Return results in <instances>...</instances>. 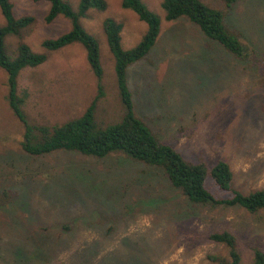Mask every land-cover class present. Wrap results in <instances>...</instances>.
<instances>
[{
    "label": "rangeland",
    "instance_id": "1",
    "mask_svg": "<svg viewBox=\"0 0 264 264\" xmlns=\"http://www.w3.org/2000/svg\"><path fill=\"white\" fill-rule=\"evenodd\" d=\"M64 1L78 10L79 0ZM105 1V12L90 10L81 19L100 45V126L124 115L103 23L111 18L123 25L124 50L147 31L121 0ZM200 1L224 11L227 27L251 57L236 59L186 18L167 22L163 0H144L162 24L151 53L128 69L136 112L186 160L210 167L228 162L235 190H264V0H238L230 9L219 1ZM11 2L15 18L33 17L34 23L21 36L6 37L7 55L16 58L23 42L48 57L18 78L29 122L53 127L81 117L98 96L85 50L79 44L56 52L42 46L70 32L71 22L59 16L48 24L49 2ZM5 24L0 10V27ZM7 83L0 68V264H219L212 257L227 259L229 252L208 237L225 231L237 239L241 264H253L255 249L264 252V211L191 203L163 171L122 154L29 156L22 149L24 125L7 100Z\"/></svg>",
    "mask_w": 264,
    "mask_h": 264
},
{
    "label": "trees",
    "instance_id": "2",
    "mask_svg": "<svg viewBox=\"0 0 264 264\" xmlns=\"http://www.w3.org/2000/svg\"><path fill=\"white\" fill-rule=\"evenodd\" d=\"M34 3L46 1L51 4L46 17L48 24L63 16L72 24V29L57 40H46L42 46L50 52L59 51L73 44H79L86 52L87 62L98 80V96L79 118L60 126L31 124L24 112L26 96L18 94V78L26 68H37L45 64L47 55L35 53L25 43L18 47V55L12 59L6 53L5 39L8 35L21 36L24 29L34 23L33 17L15 18L11 0H0V10L6 21L0 27V68L8 75V103L14 115L24 125L23 151L32 157H42L59 152H76L85 156L104 159L122 154L146 166L164 172L171 187L187 200L204 207H241L250 214L264 211V190L243 194L233 188L234 173L228 162L219 160L213 166L204 161L192 163L186 160L169 144L164 143L136 112L133 93L128 82V69L145 59L155 47L161 34V18L152 12L144 0H121L123 9L135 13L147 25L141 41L129 50L122 46L123 25L114 19H106L103 29L111 53L115 58V76L120 100L124 108L122 119L107 126H100L96 119V105L104 95V68L101 62L100 45L82 25L90 10L105 12V0H79L75 11L64 0H31ZM230 9L238 0H215ZM167 22L186 18L196 25L209 40L221 45L225 51L238 60H247L252 53L247 45L232 32L225 23V13L214 9L200 0H163L161 5ZM217 192L229 194L224 198ZM209 240L223 245L229 258H215L219 264H241L237 239L230 232H215ZM253 264H264V252L254 250Z\"/></svg>",
    "mask_w": 264,
    "mask_h": 264
}]
</instances>
